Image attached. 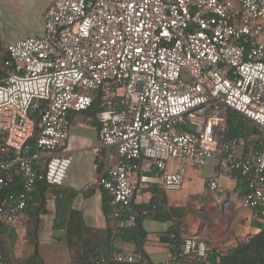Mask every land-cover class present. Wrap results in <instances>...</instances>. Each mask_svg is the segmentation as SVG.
Listing matches in <instances>:
<instances>
[{
  "label": "built area",
  "instance_id": "2783aa9c",
  "mask_svg": "<svg viewBox=\"0 0 264 264\" xmlns=\"http://www.w3.org/2000/svg\"><path fill=\"white\" fill-rule=\"evenodd\" d=\"M43 17L41 36L0 50V193L22 178L19 192L0 197L6 222L19 219L39 181L63 184L70 114L89 110L99 91L100 146L117 159L95 184L111 197L116 228L135 221L143 183L180 191L212 158L207 190L240 173L249 185L241 205L264 211V0H54ZM230 110L260 138L245 146L227 137ZM208 251L184 237L187 264ZM141 258L123 251L102 261Z\"/></svg>",
  "mask_w": 264,
  "mask_h": 264
},
{
  "label": "trees",
  "instance_id": "16d2710c",
  "mask_svg": "<svg viewBox=\"0 0 264 264\" xmlns=\"http://www.w3.org/2000/svg\"><path fill=\"white\" fill-rule=\"evenodd\" d=\"M0 50L4 47L0 46ZM99 91L89 110L95 115L99 109L101 97ZM32 115L38 119L39 112L34 111ZM36 131L30 139L33 148L36 143ZM226 136L237 137L242 140L245 146L260 138L258 126L250 121H246L242 114L230 110L227 117ZM235 191L241 198L249 189L246 177L240 173H235ZM22 178L19 174H14L10 183L0 193L2 197L5 193L19 192L21 190ZM105 190V189H104ZM149 191L151 198L148 201H133L132 212L135 213V221L124 227H115L111 217V197L104 191L103 212L107 225L104 228L90 227L85 224L82 213L73 208V198L77 191L63 187V185H53L45 181L36 184L35 191L27 207L23 211L27 217V228L24 237V246L27 248V255L18 254L16 251L19 233L14 223L6 222L0 216V253L2 254V264H45L40 253V229L41 215L49 212V199L53 197L55 209L53 218L54 230L65 232L64 242L69 254V264H154L150 260L146 250L149 239V232L145 227L146 219H154L161 222H169L167 229L159 234V239L165 244L170 254L169 262L172 264H187L182 255V244L186 236L185 218L189 213L186 205H169L166 192L158 185H151L143 188L139 186V192ZM146 211V213H144ZM251 225L255 230L247 238L240 239L221 251L208 243L209 251L202 262L195 259L191 264H264V211L256 208L250 211ZM206 223L209 217L204 213L200 214ZM116 240L129 242L134 245V251L140 253L142 258L135 263L102 261L110 257L113 253L123 252L115 245Z\"/></svg>",
  "mask_w": 264,
  "mask_h": 264
},
{
  "label": "crops",
  "instance_id": "0c3cea01",
  "mask_svg": "<svg viewBox=\"0 0 264 264\" xmlns=\"http://www.w3.org/2000/svg\"><path fill=\"white\" fill-rule=\"evenodd\" d=\"M14 0H0V17L2 12L9 8L14 9L12 4ZM54 0H47L44 9L41 11V16L39 20L38 27H34L30 32H26L24 35H14L7 39H2L3 42L0 43L1 47H6L8 44L32 36H41L44 32V12L49 7V5ZM71 124L69 127V137L67 140V145L65 151L71 157V164L67 170L66 176L64 178L63 187L77 191L76 196L73 198V208L82 213L85 224L90 227L104 228L107 225V220L103 212V198L104 189L95 184V179L105 173L109 168H111L117 159V153L114 148L101 147L99 136H98V123L92 110H87L85 112H72L70 114ZM212 160V161H211ZM217 159L212 158L208 161L206 166H204V173L201 174V181L205 184L206 179L216 172ZM207 168V169H206ZM192 172V171H191ZM235 186H236V179ZM190 180H188L184 187L180 191L181 200L188 198L190 195H195L202 193L201 189L198 191H192L190 188L188 191L184 190L188 187ZM154 184H142L143 188L150 187ZM88 186V188H86ZM235 188V187H234ZM233 188V189H234ZM183 190V191H182ZM166 192V191H165ZM169 192H166L167 200L169 205H185L181 204L180 201L176 204L170 201ZM151 198V193L149 191L139 192L136 195L135 202L148 201ZM54 199L51 197L49 199L48 210L52 212L51 227L53 228V218H54ZM250 211V210H249ZM251 213V212H250ZM44 215V214H43ZM41 215V223L43 219ZM19 233V240L17 245L24 243V237L26 234V228L28 225L27 217L23 212L19 219L14 223ZM169 225V222H161L154 219H146L145 227L149 232V239L146 244V250L149 254L150 260L154 264H172L169 262L170 254L165 247V244L160 241L159 234L164 232ZM54 229V228H53ZM197 228H195L196 230ZM42 225L40 229V253L42 244ZM193 230V231H195ZM64 234L55 235L52 238L53 243L60 244L64 243ZM215 243L214 238L211 239ZM216 244V243H215ZM115 245L122 249V251H134V245L129 242H123L116 240ZM67 249V246H66ZM17 251V249H16ZM18 253V252H17ZM68 253V250H67ZM19 254V253H18ZM42 255V253H41ZM43 257V255H42ZM56 259L52 260L54 264H69V254L68 257L65 255H56ZM44 259V257H43ZM45 261V259H44ZM45 264L46 261H45Z\"/></svg>",
  "mask_w": 264,
  "mask_h": 264
},
{
  "label": "rangeland",
  "instance_id": "374dc122",
  "mask_svg": "<svg viewBox=\"0 0 264 264\" xmlns=\"http://www.w3.org/2000/svg\"><path fill=\"white\" fill-rule=\"evenodd\" d=\"M47 0H14V9L4 10L0 17V43L14 35H24L34 27H38L41 11L44 9ZM2 41V42H1ZM212 161V160H211ZM179 164V162H178ZM207 169V168H206ZM205 168L193 169L192 177L184 192L190 190L202 193L190 195L181 200L180 192H169L170 201L174 204L179 202L189 208L185 218L186 236H196L199 240H205L221 251L235 244L240 239L247 238L254 233L251 225L252 217L248 209L241 205V198L233 189L235 180L222 181L221 187L214 193H210L201 181V174ZM205 174V173H204ZM183 191V190H182ZM201 213L209 217L205 223ZM52 212H47L42 219V244L41 253L47 264L52 263L58 254L67 256V249L64 243L54 244L53 236L64 234L63 230H54L51 227ZM195 228H197L195 230ZM195 230V231H193ZM214 238L215 243L211 240ZM21 255H27L28 250L21 241L16 247ZM127 252V251H125ZM64 264V261H62Z\"/></svg>",
  "mask_w": 264,
  "mask_h": 264
}]
</instances>
